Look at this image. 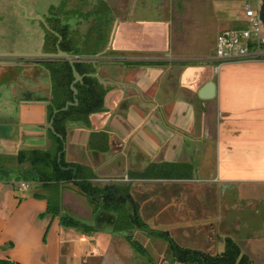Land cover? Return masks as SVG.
Masks as SVG:
<instances>
[{
  "label": "crops",
  "instance_id": "1",
  "mask_svg": "<svg viewBox=\"0 0 264 264\" xmlns=\"http://www.w3.org/2000/svg\"><path fill=\"white\" fill-rule=\"evenodd\" d=\"M87 1L105 4L112 15L108 50L139 65L106 66V75L99 72L100 79L109 83L104 86L111 87L104 111L89 118L90 128L67 125L65 162L81 165L84 174L97 179L109 171L113 173L109 178L129 175L135 181H139L136 174L150 164L190 165L194 183L212 185L215 203L225 205L224 210L234 203L229 214L210 215L206 224L234 229L238 240L231 239L241 253L252 264H264V235L256 233L264 227L260 206L264 202V60L231 62L214 56L220 33L247 27L243 8L251 0H238L220 12L210 56L199 55L195 44L185 50L171 44L172 24L163 0ZM182 34H189V29L183 28ZM42 47L43 41L32 53ZM209 82L215 85L214 97L199 99V90ZM49 90L42 67L0 60V157L51 148L47 102L41 101L49 97ZM94 132L107 135V152L89 150ZM135 154L142 164L133 173ZM212 159L217 160L216 175H195ZM19 183L25 182L16 181L14 175L0 180V259L15 264H100L114 235L126 237L114 232L112 223L90 229L66 216L80 226H64L60 219L64 214L47 213L46 190L29 183L21 190ZM244 202L250 212L240 209ZM83 227L87 230L79 231ZM214 244L220 254L222 240Z\"/></svg>",
  "mask_w": 264,
  "mask_h": 264
},
{
  "label": "rangeland",
  "instance_id": "2",
  "mask_svg": "<svg viewBox=\"0 0 264 264\" xmlns=\"http://www.w3.org/2000/svg\"><path fill=\"white\" fill-rule=\"evenodd\" d=\"M30 4V14L43 13L50 6L62 5L63 11L75 12L69 16L68 25L72 30L86 33L93 26L96 16L93 13L99 8V3L87 0H27ZM168 17L172 24L171 44L178 46L180 50L192 48L195 44L199 55L210 56L213 54L215 34L217 30L216 20L221 11L230 8L231 4H238V0H163ZM256 4L257 0H251ZM218 9V10H217ZM11 19L0 25V53H32L42 44L44 35L39 25L26 22L22 19L19 9L12 4L8 8ZM222 15V14H221ZM111 14L108 12L105 19L110 21ZM64 18L60 16V21ZM111 26V25H110ZM189 29V34H182L183 28ZM195 28H202L201 33ZM196 41V43H195ZM42 52V51H41ZM39 52V53H41ZM102 75L107 74L106 68H100ZM47 94V92H46ZM44 95H40L42 97ZM133 173L140 171L142 164L138 154L132 158ZM209 161V160H208ZM5 164L10 167L16 166L15 158H6ZM136 167V168H135ZM218 170L217 160L212 159L202 168L197 176L213 177ZM103 173V174H102ZM139 173V172H138ZM99 179L93 178L91 184L102 188L113 183L108 175L113 173L101 172ZM105 174V175H104ZM111 177V176H110ZM35 189L46 190L47 198L55 204V195L59 196V212L61 215L70 216L82 223L100 230L110 227L114 215L103 212L95 215L93 206L88 202L86 196L71 184L59 186L58 188H42L40 183H29ZM208 183H188L175 181L169 183L151 182L147 184L133 183L129 187V193L137 202L139 214L142 221L154 231L167 232L175 243L183 248L199 250L207 254L217 255V249L213 248L215 242L224 237H235L238 235L232 228L214 227L207 225L210 215L229 214L230 206L226 212L214 201L216 196ZM261 200H264V188L261 190ZM241 206V207H240ZM240 209L249 211L247 203L241 204ZM264 207V202L260 205ZM219 208V209H217ZM255 208V206L253 207ZM238 209V206L235 208ZM234 209V211H235ZM218 210H222V213ZM239 211V210H238ZM87 227L80 228L83 232ZM258 235H264V227H260ZM137 246L131 245L121 234H115L109 244L107 256L102 258L100 264H177L172 260V255L166 245L160 239L149 237L136 229L128 231ZM141 247L138 248V247Z\"/></svg>",
  "mask_w": 264,
  "mask_h": 264
},
{
  "label": "trees",
  "instance_id": "3",
  "mask_svg": "<svg viewBox=\"0 0 264 264\" xmlns=\"http://www.w3.org/2000/svg\"><path fill=\"white\" fill-rule=\"evenodd\" d=\"M60 10L63 8L61 7ZM108 12L107 6L101 4L93 13L96 16L95 23L88 28L86 33L81 34L78 30L70 29L68 25L69 16L74 15L75 12L63 11L61 16L64 19L60 21L58 18H53L52 33L48 32L44 36L42 51L56 53V45L60 38L59 49L73 59L74 68L82 77L81 82L74 86L77 90L78 104L69 107L64 112H59L53 119L54 133L63 140L67 134L68 124L80 123L90 128L89 118L104 111V99L111 87L100 84L92 75H99L100 68L106 66L139 65L127 63L120 58L119 54L107 49L112 22L105 19ZM50 13L51 16H56L54 7L50 8ZM260 15L264 24V0H261ZM30 62L42 66L50 82L49 97L41 100L47 102L45 107L48 123L54 111L62 109L67 102H73V94L70 90L73 82L72 70L70 65L62 59ZM47 134L51 140V148L46 151H20L15 157V167L7 166L6 158L0 157V180L8 181L10 176L14 175L16 181L40 183L44 189L58 188L68 184L76 186L86 196L94 211L100 209L116 215V222L113 225L114 232L127 233L136 229L149 237L162 240L166 243L173 262L177 264H252L230 238L224 239L222 253L212 256L199 250L180 247L167 232L151 230L142 222L138 206L127 192L116 186H104L103 188L93 186L90 182L94 177L84 174L85 169L81 165L65 162L61 140L50 131H47ZM88 148L99 153L107 152V135L103 132L91 133ZM58 154H61L59 161ZM191 169V166L187 164H151L145 176L156 180H188ZM54 198L55 204L48 199L47 207V213L53 217L60 214L59 196L55 195ZM60 219L64 226H80L72 218L60 216ZM125 239L134 247L137 246L131 235L126 234ZM138 248L141 249L140 246ZM0 264L15 263L0 259Z\"/></svg>",
  "mask_w": 264,
  "mask_h": 264
},
{
  "label": "built area",
  "instance_id": "4",
  "mask_svg": "<svg viewBox=\"0 0 264 264\" xmlns=\"http://www.w3.org/2000/svg\"><path fill=\"white\" fill-rule=\"evenodd\" d=\"M261 0L247 2L243 12L247 27L238 31H225L216 37L214 56L218 60L249 62L264 60V24L260 15ZM26 183L19 189L26 190Z\"/></svg>",
  "mask_w": 264,
  "mask_h": 264
},
{
  "label": "flooded vegetation",
  "instance_id": "5",
  "mask_svg": "<svg viewBox=\"0 0 264 264\" xmlns=\"http://www.w3.org/2000/svg\"><path fill=\"white\" fill-rule=\"evenodd\" d=\"M29 2L27 0H0V25L4 22H7L9 21V19H11V13L8 12V8L12 6V4L14 6H16L19 11L21 12V16H22V19L26 22H33V23H37L39 25V29L41 30V33L45 36L46 33H52L50 32L51 31V21L53 18H58L60 19V16L62 14V12H60V8L62 7V5L58 6V7H54L53 5L48 7L47 8V11L43 12V13H32L30 14L29 12V7H30V4H28ZM51 7H54L55 8V15L56 16H51V13H50V8ZM63 8V7H62ZM36 17H41L42 20H43V23L37 21V20H33L34 18ZM44 42V40H43ZM43 52V51H42ZM24 61H50V60H24ZM32 63V62H31ZM37 66H40L38 64H35ZM42 67V66H40ZM43 68V67H42ZM45 71V70H44ZM50 83V82H49ZM49 123V122H48ZM48 123L46 122V124L48 125ZM64 141V140H63ZM65 144V143H64ZM64 150H65V146H64ZM63 154H64V151L62 150ZM19 153V152H18ZM17 153V154H18ZM59 155V154H58ZM17 156V155H16ZM61 156V154H60ZM60 160V158H59ZM151 165V164H150ZM149 165V166H150ZM188 165V164H187ZM148 166V167H149ZM147 167V168H148ZM146 168V170H147ZM146 170L142 173H138L136 175H138V179L136 180H139V181H135V179H133L132 177H130L129 175L127 176H123L121 178H111V181L113 183L109 184V185H106V186H116V187H120L122 188L125 192H127V194L132 198V196L130 195L129 193V187L130 185H132L133 183L135 184L136 182H139V183H143V179L146 180V183H143V184H147V183H151V182H157V183H169V182H175V181H182V182H188V183H194L192 181V178H191V173H190V179L188 180H156V179H149L147 178L145 175L147 174L146 173ZM143 175V176H142ZM103 188V187H102ZM133 199V198H132ZM133 201L137 204V202L133 199ZM138 206V204H137ZM95 215H100V213H103L104 211L103 210H95L94 211ZM138 212H139V207H138ZM108 213V212H107ZM113 214V213H111ZM115 217H114V220L112 222V224L114 225V223L116 222V215L113 214ZM140 216V214H139ZM142 220V219H141ZM144 222V221H142ZM145 223V222H144ZM146 224V223H145ZM138 231V230H137ZM140 232V231H139ZM160 232H163V231H160ZM142 233V232H141ZM225 238H229V237H224L222 239V242H223V249H224V239ZM231 239V238H230ZM232 240V239H231ZM174 241V240H173ZM175 242V241H174ZM181 247V246H180ZM188 249V248H187ZM222 253V252H221ZM211 255V254H209ZM213 256V255H212ZM173 260V259H172ZM175 263V262H174Z\"/></svg>",
  "mask_w": 264,
  "mask_h": 264
},
{
  "label": "water",
  "instance_id": "6",
  "mask_svg": "<svg viewBox=\"0 0 264 264\" xmlns=\"http://www.w3.org/2000/svg\"><path fill=\"white\" fill-rule=\"evenodd\" d=\"M33 20H37L41 23H43V20L41 17H36ZM51 32V31H50ZM60 42V38H58V42L56 45V53H0V60H18V61H24V60H57V59H62L65 60L71 67L72 70V75H73V82L70 85V90L73 94V102H67L65 104V106L60 109V110H56L53 112L52 117L47 125V130L50 131L53 135L57 136L62 144H63V151H64V141L63 138L56 135L54 133L53 130V119L55 117L56 114H58L59 112H64L66 111L69 107L72 106H76L78 104V101L76 99V95H77V90L75 89V85L79 82H81L82 77L76 72L75 68H74V61L73 59L66 53L62 52L59 49V44ZM107 49H109V47H107ZM93 77H95L98 82L100 84L103 85H108L109 83L104 82L102 79L99 78L98 75H92ZM215 95V85L212 82L206 83L198 92V97L201 100H210L214 97ZM60 158V154L58 155V161Z\"/></svg>",
  "mask_w": 264,
  "mask_h": 264
}]
</instances>
